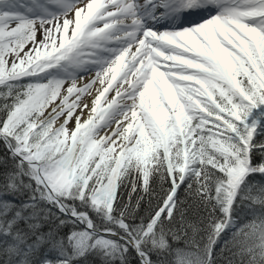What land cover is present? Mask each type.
Instances as JSON below:
<instances>
[{"label":"snow or ice","instance_id":"1","mask_svg":"<svg viewBox=\"0 0 264 264\" xmlns=\"http://www.w3.org/2000/svg\"><path fill=\"white\" fill-rule=\"evenodd\" d=\"M0 264H264V0H0Z\"/></svg>","mask_w":264,"mask_h":264}]
</instances>
